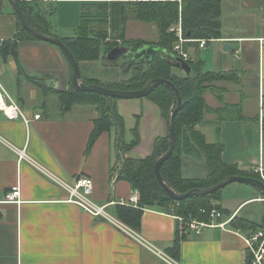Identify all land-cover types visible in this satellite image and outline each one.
<instances>
[{
  "label": "crops",
  "instance_id": "1",
  "mask_svg": "<svg viewBox=\"0 0 264 264\" xmlns=\"http://www.w3.org/2000/svg\"><path fill=\"white\" fill-rule=\"evenodd\" d=\"M22 1L33 8L35 16L42 18L43 22L39 24L42 30L60 39L75 36L83 9L97 11L99 4H105L106 21L93 19L87 26L95 31L106 30L109 36L105 41H108L112 39L110 33L115 31L111 3L132 0ZM5 3L10 4L8 0H0V80L26 113L29 122L8 119L0 111V264H168L109 219L91 215L69 201L68 193L48 176L50 173L67 182L80 175L90 177L93 200L99 204L109 203L107 210L116 219L113 207L117 203L114 202L128 198L134 191L128 181L115 180V174L111 175L115 163L112 148L116 128L102 132L86 152L97 117L95 104L76 103L56 115L44 106L46 97L39 101L42 106L36 102L40 97L39 89L30 82V77L41 78L55 89H68L71 69L57 46L37 38L17 40L18 18L13 8L6 7ZM220 17L221 38L207 41L204 47L187 41L183 47L190 59H201V52L211 56L212 64L204 71L232 74L229 79L214 81L211 84L214 89L204 91L206 105L210 109H223L226 105L237 104L239 110L224 108L222 120L215 111H205L202 121L195 127L206 143L217 140L222 143L221 158L225 163L254 172L259 164L264 167V125L258 115L259 93L264 94V42L259 41L264 40V0H221ZM124 38L140 39L154 45L158 30L153 22L127 18ZM12 39L17 41L16 56L10 49L3 51L5 41ZM115 41L117 45L106 52L101 51L98 59L78 62L85 70L84 75L80 70L81 81L96 80L106 84L130 76V49L121 38ZM114 47H120L122 54L109 59L107 54ZM117 58H121V63L116 65L113 73L94 74L93 65L99 60L104 59L108 66ZM137 62L148 63L145 59H137ZM173 68L179 75L186 74L181 68ZM59 84L61 88H58ZM124 100L133 102L136 111L133 128H137L139 135V143L130 151L133 158H142L152 151L155 138L166 134L167 123L160 108L147 97ZM35 114L40 117L34 118ZM18 150H24L48 173L24 158L20 159ZM199 157L183 150L182 170L183 166L193 170ZM198 161V164L202 163V173L196 177H204L205 163L201 158ZM15 185L20 189L18 201H5L6 193ZM229 186L232 187L226 196L221 191L219 199L211 200L225 218L234 215L227 230L208 227L196 233L179 222L173 213L157 207L141 208L139 229L128 226L181 264H250L242 235L251 229L239 226L235 221L264 223V198L251 185ZM233 193H238L236 200L229 202L227 197ZM250 203L256 206V212L243 211ZM177 236L179 250L174 256L171 250Z\"/></svg>",
  "mask_w": 264,
  "mask_h": 264
},
{
  "label": "trees",
  "instance_id": "2",
  "mask_svg": "<svg viewBox=\"0 0 264 264\" xmlns=\"http://www.w3.org/2000/svg\"><path fill=\"white\" fill-rule=\"evenodd\" d=\"M19 3L29 24L45 32L39 26L43 22L42 18L35 16L32 11L33 8L26 6L22 0H19ZM103 5L99 4L100 9L97 11L83 9L81 23L77 28L75 36L71 39L62 38V41L71 51L77 62L80 60L98 59L101 51L104 50L106 52L114 45H117L115 41L117 38H121L123 44L130 49L128 69L131 70V73L127 79L106 84L96 80L87 81L84 79V83H95L118 89H140L150 79L155 77L165 78L173 82L179 91L182 104L175 114L177 134L175 148L170 157L161 165L160 169L164 180L175 190L186 192L192 188L213 185L228 175H244L259 178L254 172L242 171L236 165L225 163L221 158L222 143L219 140L214 143H206L203 135L195 127L202 121L205 111H215L218 118L222 120L224 118V114L222 113L226 108L239 110V105L237 104L226 105L223 109H210L203 98L205 90L215 88L211 87L214 81L229 79L232 74L227 71H204V62L198 57L187 60L190 72L185 75H179L174 72V68L171 65V61L173 60L172 45L177 40L176 33L171 30V27L175 26L178 21L181 23L182 34L187 39L204 38L209 41L222 37L220 19L221 0L113 1L110 13L112 23L115 22V26L113 27L115 31L110 33L112 39L108 41H105L109 36L106 30L99 29L95 31L88 29L87 26V22L93 19L106 21L108 16L106 13L107 6ZM127 18L153 22L157 27L158 40L154 45L163 48L164 52H156L153 58L145 65L143 62H137L136 59H133L132 55L136 49L148 44V42L140 39L126 40L124 38V23ZM34 19L39 23H36ZM18 27L19 31L15 37L17 40L35 38L21 27L19 20ZM16 46V39L7 40L4 43L3 51L6 52V50L10 49L16 56ZM19 71L22 72V69L20 68ZM29 79L44 94L49 91L58 94V108L61 113L66 112L76 103L95 104L97 117L93 121L94 125L89 136L86 152L102 132L110 131L112 127H115L117 130L120 128L119 135H122L123 119L117 113L114 103L115 98L94 92L75 91L71 86L68 89L57 90L50 86L47 87L41 78L30 77ZM146 97L160 108L163 117L168 120L169 112L176 106V104L173 105V98L168 88L164 85H159ZM132 132L133 139L127 144L128 148H132L139 143L137 128H133ZM167 133L164 136H157L155 138L152 151L146 156L142 158L122 156V164L117 174L114 173V165L112 167L111 175L115 174V180L124 179L130 183L133 190L139 192L137 207L122 204H117L113 207V214L133 229H139L141 208L144 207H157L165 211L172 210L175 214L182 216L195 215L199 218L205 217V215L199 212L201 208H211L213 206L218 208L211 200L219 199L221 189L204 197L193 196L176 201L170 198L157 182L154 175V162L158 155L167 147ZM127 147L125 143L121 144V149L125 150ZM186 149L189 153L199 154L203 157L206 166V175L204 177L189 178L182 175V154L183 150L186 151ZM260 193L264 197V193L261 191ZM235 224L239 226L243 225L249 229L264 227V223H247L242 220H236ZM178 250L179 237L177 236L171 250L172 255L176 256Z\"/></svg>",
  "mask_w": 264,
  "mask_h": 264
},
{
  "label": "built area",
  "instance_id": "3",
  "mask_svg": "<svg viewBox=\"0 0 264 264\" xmlns=\"http://www.w3.org/2000/svg\"><path fill=\"white\" fill-rule=\"evenodd\" d=\"M171 30L175 31L177 40L172 45V53L174 55L179 56L183 60L187 61L190 59L189 54L186 50H184L183 44L187 41H195L199 47H204L207 43V40L204 38L201 39H187L182 34L181 23L180 21L173 27ZM260 43L264 42L263 39L259 40ZM1 74V69H0ZM0 111L3 115L8 119H21L23 122L28 123L29 118L26 113L21 109L17 100L5 89L0 80ZM258 115L260 121L264 118V94L262 92L259 93L258 98ZM40 117L39 114H35L34 118L38 119ZM19 158H24L29 163L37 167L42 172L46 173L42 167H40L35 161H33L24 150L17 151ZM254 172L259 176V180L264 183V167L259 164ZM48 173V172H47ZM48 176L54 180L58 185H60L67 193L68 200L77 204L82 210L90 213L94 216H101L106 219H109L120 229H123L127 233H130L135 237V240L143 245L145 248L155 253L161 260L165 261L168 264H181L175 259L171 258L168 254L158 249L153 243L143 239L139 235H137L128 225L122 223L121 220L116 219L111 216L107 210L106 204H99L95 202L92 198L93 194V181L88 176H77L71 182L64 181L63 179L48 173ZM20 196V189L18 185H15L8 191L5 195V201H18ZM264 198V197H263ZM139 200V192L134 190L131 195L126 199H120L115 201L114 203L122 204V205H132L136 206ZM178 204V203H176ZM169 213H173L175 218L185 225L188 229L193 230L196 233H200L203 228L208 227H218L223 230H227V226L233 220L234 215L230 214L227 218L224 217L222 211L215 206L211 208H201L199 210L200 214L205 215L203 218L196 217L195 215L182 216L179 214H175L172 210L168 211ZM247 250L249 252V262L250 264H264V227H260L257 229H251L245 235H242Z\"/></svg>",
  "mask_w": 264,
  "mask_h": 264
},
{
  "label": "water",
  "instance_id": "4",
  "mask_svg": "<svg viewBox=\"0 0 264 264\" xmlns=\"http://www.w3.org/2000/svg\"><path fill=\"white\" fill-rule=\"evenodd\" d=\"M8 1L12 6L13 11L17 15L21 27L25 31H27L28 33H30L39 40L57 46L61 50V52L63 53L65 59L67 60L70 66L71 69L70 85L75 91L94 92L103 96L116 98V99H138V98L146 97L152 90H154L159 85H164L165 87L168 88L173 98V105L176 104V106L173 108L171 112H169L167 147L158 155V157L154 162V175L157 182L160 184V186L164 189V191L168 194L170 198L176 201H180L182 199L190 198L193 196L204 197L206 195H211L215 193L216 191L222 189L223 187H225L226 185L232 182H239V183L251 185L253 187L258 188L261 192L264 193V183L261 180L255 177L244 176V175H228L213 185L207 187H201V188H192L187 190L186 192H179L174 188H172L164 180L160 169L164 161L168 159L172 154L177 140L175 114L181 107L182 99L178 89L175 87L173 82L165 78L155 77L150 79L140 89H118V88L106 87L95 83H84L83 81H81V73L78 62L74 58L71 51L67 48L65 43L62 41V39H60L57 36L42 32L38 30L36 27H32L27 21V18L23 10L21 9L19 0H8ZM224 49H226V47H224ZM121 50L122 49L120 47H114L108 52L107 54L108 58L115 59L117 56L122 54L123 50L122 51ZM156 52H164V49L157 45L145 44L139 47L138 49H136V51H134L132 56L136 60L145 59L146 61H150ZM173 59L175 61L173 62L171 61L172 66L183 69L186 74L190 72V66L187 61L183 60L179 56H173Z\"/></svg>",
  "mask_w": 264,
  "mask_h": 264
},
{
  "label": "rangeland",
  "instance_id": "5",
  "mask_svg": "<svg viewBox=\"0 0 264 264\" xmlns=\"http://www.w3.org/2000/svg\"><path fill=\"white\" fill-rule=\"evenodd\" d=\"M6 7L8 5V7L10 9H12V6L10 4H6ZM2 7H0L1 9ZM3 12V11H1ZM148 33L150 34L151 31L147 30ZM153 34V33H152ZM148 36H151V35H148ZM148 38H153V37H148ZM201 59L203 58L202 56H205L202 60L204 61V65H203V68H210L211 64H212V58L211 56L207 53H203L201 52L200 55ZM122 58V57H121ZM121 58H117L116 61L114 63L112 62H109V65L108 66H105L104 64V59H102L101 61L99 60V62H97L96 64L93 65V70H94V74H97L96 76H102L104 75L105 73H113L115 70V67L117 64H120L121 63ZM80 70H81V73L84 75L85 74V70L84 68L81 66L79 67ZM39 82H42L41 80H38ZM58 88H61V85H57ZM49 87V86H47ZM39 89V94H40V97L38 99V101H36L37 103H39V101L41 99H44L43 97H46V101L44 103V106L46 105V107L49 109L48 111L52 114H61L59 108H58V94L56 92H53V91H49L47 93H43L42 90ZM57 90H64V89H57ZM115 106H116V109H117V113L122 117L123 120V128L121 130V133L122 135H119L120 133V128L117 130V132L115 133L114 135V142H113V161L115 162L113 165L115 167V170H114V173L117 174L119 168L121 167L120 165L122 164V156H128V157H134L131 153V148H128L127 147V144L130 143V140L131 138H133V132H132V129L133 127L135 126V122H136V116H134V105L132 104V100H124V99H116L115 98ZM41 105V103H39ZM42 106V105H41ZM134 118V119H133ZM166 123H167V131H168V120L165 119ZM115 129V127H114ZM113 127L111 128V130H113ZM166 131V133H167ZM122 137V138H121ZM125 143L126 145V149H121V144ZM133 148V147H132ZM130 151V152H129ZM199 155V154H198ZM203 161V157H201V155H199ZM196 159L195 163L193 164L194 165V169L192 170H187L185 168V166H183V170H182V175L184 177H189V178H193V177H196V176H200L201 173H202V163L201 164H198L199 161L198 159ZM195 159V158H193ZM229 185H246V184H243V183H239V182H232L228 185H226L225 187H223L221 189L223 195L225 194V196L227 195L228 191H230L231 187L232 186H229ZM245 187V186H244ZM220 191V193H221ZM237 194L238 193H233V197L232 196H228L227 199L229 200V202H233L234 200H236V197H237ZM225 198V197H224ZM262 207H263V212H264V204H262ZM255 211L256 210V206L252 203L246 205L244 208H243V211ZM256 212V211H255ZM224 215V214H223Z\"/></svg>",
  "mask_w": 264,
  "mask_h": 264
}]
</instances>
